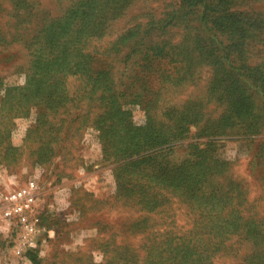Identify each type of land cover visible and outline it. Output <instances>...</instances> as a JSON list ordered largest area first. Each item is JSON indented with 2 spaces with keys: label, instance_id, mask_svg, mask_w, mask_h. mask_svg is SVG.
Returning a JSON list of instances; mask_svg holds the SVG:
<instances>
[{
  "label": "rangeland",
  "instance_id": "1",
  "mask_svg": "<svg viewBox=\"0 0 264 264\" xmlns=\"http://www.w3.org/2000/svg\"><path fill=\"white\" fill-rule=\"evenodd\" d=\"M181 1L0 0V264H264V0ZM68 25L87 67L35 88Z\"/></svg>",
  "mask_w": 264,
  "mask_h": 264
},
{
  "label": "trees",
  "instance_id": "2",
  "mask_svg": "<svg viewBox=\"0 0 264 264\" xmlns=\"http://www.w3.org/2000/svg\"><path fill=\"white\" fill-rule=\"evenodd\" d=\"M89 1V0H85ZM91 1V0H90ZM104 0H93L94 3L101 4ZM203 8V16L202 20L205 21L204 25L206 29L214 28L217 34H223L225 32H228L226 28L221 25V21L219 20V17L213 18L216 11L210 10L209 4H203L201 0H182L180 2V8L176 11H174L168 18L163 22L171 24L174 19L180 18L182 12L187 13L189 15L195 13L197 10H200ZM168 24V25H169ZM71 25L65 26L62 31L54 34L53 36V50L50 51V55L52 59L48 61L47 64L43 65L42 68L39 69L38 60L33 61V70L35 68L36 71L33 73V77L31 80H29L31 83H33L36 87L39 88L41 85H43L44 82L47 81L48 77L50 76V73L53 74L54 72H58L59 70H73L79 71L82 69H85L88 65V62L86 59L80 60L77 59V57L84 55L81 54H74L72 52V48L70 46L72 38L69 34L71 29H69ZM164 26H167L164 25ZM67 27V28H66ZM69 37V38H67ZM154 41V40H153ZM66 42H68L66 44ZM155 47H153V55L156 57H159L161 53L164 52V47H161V44L156 41L154 44ZM152 48V47H151ZM147 56L151 57V53L149 52ZM8 97V96H7ZM116 101V100H115ZM136 160H133L131 162H134ZM130 162V161H129ZM125 166H130L132 164H122Z\"/></svg>",
  "mask_w": 264,
  "mask_h": 264
},
{
  "label": "built area",
  "instance_id": "3",
  "mask_svg": "<svg viewBox=\"0 0 264 264\" xmlns=\"http://www.w3.org/2000/svg\"><path fill=\"white\" fill-rule=\"evenodd\" d=\"M36 190V182L31 181L26 186L12 190L7 197L6 202L9 204L4 216L14 221V245L18 256L38 247L39 220L31 215V210L36 205Z\"/></svg>",
  "mask_w": 264,
  "mask_h": 264
}]
</instances>
